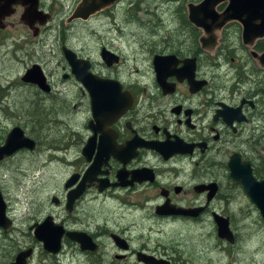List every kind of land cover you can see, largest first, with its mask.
Instances as JSON below:
<instances>
[{
  "label": "flooded vegetation",
  "instance_id": "obj_1",
  "mask_svg": "<svg viewBox=\"0 0 264 264\" xmlns=\"http://www.w3.org/2000/svg\"><path fill=\"white\" fill-rule=\"evenodd\" d=\"M199 1L186 0L185 19H178L177 28L162 33L153 30L147 36L143 32H123L115 26L113 8L119 6L117 0L100 10L105 14V23L113 25L109 29H119L117 33H87L97 40L93 44L86 39L80 48L63 41L65 35L61 33L55 38L56 44L59 37L61 41L48 63L50 67L42 59L31 63L41 66L49 90L22 81L35 88L37 102L31 107L22 106L19 113H55L50 119L58 124L62 119L58 114L72 112L79 122L57 127L68 126L75 140L58 149L66 152L73 147L78 154L67 160L60 190H51L29 204L30 209L24 203L18 218L24 222L21 233L29 242L2 264L28 248L32 251L25 264H33L39 247L46 264H175L174 251L160 242L133 239L137 212L155 218L157 227L164 222L195 227L210 220L212 232L225 248L240 243L239 217L255 216L253 223L264 227V219L242 182L231 176V168L244 175L249 168L255 181L264 179V61L260 58L264 36L245 43L240 22L231 20L214 31L216 44L210 47L209 39L204 41L208 35L187 17V3ZM37 2L42 14L32 12L27 21L21 16L28 4L13 5V13L0 23V32L16 21L41 39L53 13L42 0ZM226 4L220 3L216 10L222 11ZM134 8L137 10V5ZM73 10L67 19L69 25L87 22L91 16L71 18ZM129 14L128 19L135 18ZM63 45L76 58L87 61L91 75L86 83L72 73ZM103 48L116 60L108 64L101 56ZM90 85L95 89H89ZM58 86H67L69 99L62 100L60 94L64 91ZM45 100L54 102L47 108L40 103ZM34 140L37 147L38 141ZM3 141L2 135L0 145ZM83 148L87 155L82 153ZM22 150L34 152L20 149L0 163ZM95 202H110L120 210V219L129 216L132 220L112 225L107 220L95 221V215L87 210ZM175 208L190 209L192 214H174L171 211ZM215 215L228 219L231 241L218 237ZM48 218L51 225L63 229L55 252L45 249L34 235V225ZM67 232L88 234L96 248H81ZM261 244L264 248V240Z\"/></svg>",
  "mask_w": 264,
  "mask_h": 264
},
{
  "label": "rangeland",
  "instance_id": "obj_2",
  "mask_svg": "<svg viewBox=\"0 0 264 264\" xmlns=\"http://www.w3.org/2000/svg\"><path fill=\"white\" fill-rule=\"evenodd\" d=\"M42 1L45 7L52 11L53 18L48 22L47 30L42 34L41 39L35 38L30 31L16 21L15 25L0 32V94L5 92L3 96L1 95L2 97L0 96V135H3L4 139L6 132L13 125L18 124L29 136L38 141L34 152L22 150L0 163V190L6 203V214L10 219L14 218L13 226L7 232H3L0 227V264L6 262L21 246L29 242L28 237L21 233L24 222L21 223L18 218L24 211V203H27L26 205L36 203L51 190H60L67 160L73 159L78 154L75 153L77 148L70 147L66 152L64 149H58L62 144L66 146L69 140L73 142L75 136L68 126L66 129H58L57 125L61 127L76 125L80 118L76 120L72 112H64V115L58 114V117L60 116L63 120L58 119L57 124L50 119L56 114L42 112V107L41 115L37 114L38 118L33 121L28 118L32 112L30 110L22 116L19 113L22 106L36 105L37 97L34 94L35 88L30 84H24L20 76L32 62L39 59L44 60L50 67L48 63L54 58L52 57L55 54L54 50L58 49L61 41L59 37L56 44L55 38L61 33L65 35L63 41L66 43L70 41L80 48L86 39L93 44L97 40L86 36L87 33H117L119 30L109 29L113 25L105 23L107 20L101 11L92 14L87 22L78 21L74 25H69L70 22L67 19L80 0ZM119 1V6L116 9L113 8L116 10L117 18L115 26L121 28L123 32L137 31V33H147V36L153 30L162 33L168 29L177 28L178 7L185 8L186 2V0ZM134 5H137V10ZM129 12L133 13L134 19H128ZM57 69H60L59 65ZM58 72L59 70L55 71L57 80H60ZM58 88H60L59 91H64L60 94L62 100L70 98L67 86L65 88L58 86ZM53 102L40 101L41 105L46 104L47 108ZM47 125L49 128L46 127ZM87 210L90 215H95V221L100 223L107 220L112 225L115 221L127 223L132 220L129 216L120 219V210L110 202L104 205L97 202L91 203ZM27 213L31 214V210ZM155 220L152 216L137 212L134 224L138 226L131 232L133 239L135 241L148 239L153 244L160 242L174 251L172 254L175 264H232L234 259V264H257L264 261V248L261 247L264 240V227L261 223L259 226L253 223L255 216L237 219L240 243L233 248H225L223 243L217 240L218 238L212 232L210 220H204L202 224L195 227H187L179 222H164L161 223L162 227H157L158 223ZM94 224L95 222H92L91 226ZM102 239L108 240L106 237ZM40 249L41 247L36 252L33 264H46L45 255Z\"/></svg>",
  "mask_w": 264,
  "mask_h": 264
},
{
  "label": "water",
  "instance_id": "obj_3",
  "mask_svg": "<svg viewBox=\"0 0 264 264\" xmlns=\"http://www.w3.org/2000/svg\"><path fill=\"white\" fill-rule=\"evenodd\" d=\"M117 0H80L73 10L71 18L85 19L105 7L115 3ZM227 4L222 11H217L216 7L222 3ZM37 0H0V23L3 18L13 13L15 4H28L22 14V18L31 15L32 12L42 14V11L37 10ZM187 17L190 22L200 27L208 36L204 38L209 39L210 47L216 44V34L214 31L220 29L223 25L231 20H237L242 26V38L245 43L252 39L264 36V0H200L197 4L192 2L187 3ZM45 16L43 21L45 20ZM1 27V24H0ZM62 51L64 57L71 66V71L75 77L86 83L89 75L88 63L84 59H78L70 49L63 45ZM102 58L108 63L116 60V56L109 50L103 48L101 51ZM264 61V53L260 56ZM264 63V62H263ZM21 81L36 84L41 90L48 91L49 85L46 77L39 64L33 63L24 70L20 76ZM93 90V85L89 86ZM94 104V99L92 98ZM36 142L33 138L25 135L23 128L19 125H14L6 134L3 143L0 145V160L4 157L11 156L20 149L34 150ZM82 153L86 154L83 148ZM231 176L235 179H240L245 192L249 195L251 201L255 203L260 211L261 217L264 219V179L255 181L251 175L249 168L247 175L240 174L231 168ZM247 177V178H246ZM69 181L66 182L68 186ZM190 209L175 208L171 212L174 214H192ZM215 222L217 224V235L228 241L232 240V232L229 228L228 219L220 215H215ZM12 225V220L6 214V203L0 191V227L4 230ZM34 235L42 242V245L48 251L55 252L58 248L63 229L57 225H51L49 218L41 224L34 225ZM67 236L80 244L81 248L95 249L97 244L93 242L92 238L82 232H67ZM116 238L115 236H113ZM31 248L19 251L15 259L7 264H25L26 258L31 253ZM151 258V257H150ZM148 262V259L143 258Z\"/></svg>",
  "mask_w": 264,
  "mask_h": 264
},
{
  "label": "trees",
  "instance_id": "obj_4",
  "mask_svg": "<svg viewBox=\"0 0 264 264\" xmlns=\"http://www.w3.org/2000/svg\"><path fill=\"white\" fill-rule=\"evenodd\" d=\"M180 18H184L185 19V9H184V7H181V6L178 7V18H177V20L180 19ZM2 94H3V92H2ZM28 118L31 121H33V120L37 119L38 117H37V114H35V112H31ZM1 138H2V135H0V139Z\"/></svg>",
  "mask_w": 264,
  "mask_h": 264
},
{
  "label": "bare ground",
  "instance_id": "obj_5",
  "mask_svg": "<svg viewBox=\"0 0 264 264\" xmlns=\"http://www.w3.org/2000/svg\"><path fill=\"white\" fill-rule=\"evenodd\" d=\"M3 159H4V158H3ZM3 159H1V160H3ZM1 160H0V161H1Z\"/></svg>",
  "mask_w": 264,
  "mask_h": 264
}]
</instances>
